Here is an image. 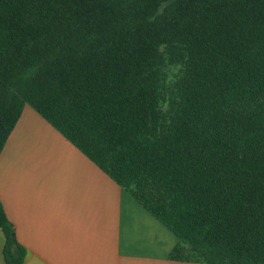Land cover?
Masks as SVG:
<instances>
[{
    "label": "trees",
    "instance_id": "obj_1",
    "mask_svg": "<svg viewBox=\"0 0 264 264\" xmlns=\"http://www.w3.org/2000/svg\"><path fill=\"white\" fill-rule=\"evenodd\" d=\"M26 105L174 233L171 260L264 264V0H0V155ZM0 231L23 264L1 200Z\"/></svg>",
    "mask_w": 264,
    "mask_h": 264
},
{
    "label": "crops",
    "instance_id": "obj_2",
    "mask_svg": "<svg viewBox=\"0 0 264 264\" xmlns=\"http://www.w3.org/2000/svg\"><path fill=\"white\" fill-rule=\"evenodd\" d=\"M0 200L23 264H207L171 260L174 233L29 105L0 155Z\"/></svg>",
    "mask_w": 264,
    "mask_h": 264
},
{
    "label": "rangeland",
    "instance_id": "obj_3",
    "mask_svg": "<svg viewBox=\"0 0 264 264\" xmlns=\"http://www.w3.org/2000/svg\"><path fill=\"white\" fill-rule=\"evenodd\" d=\"M180 69L181 67L177 65H165L163 70L167 82H174L180 74Z\"/></svg>",
    "mask_w": 264,
    "mask_h": 264
}]
</instances>
